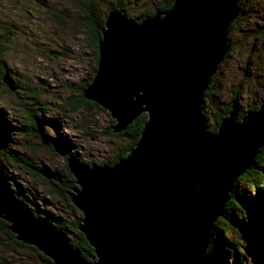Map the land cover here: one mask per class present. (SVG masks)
I'll use <instances>...</instances> for the list:
<instances>
[{"label": "water", "instance_id": "1", "mask_svg": "<svg viewBox=\"0 0 264 264\" xmlns=\"http://www.w3.org/2000/svg\"><path fill=\"white\" fill-rule=\"evenodd\" d=\"M237 9L236 0H173L140 20L109 9L83 95L107 110L111 131L140 111L146 117L138 139L111 164L57 148L75 177L68 194L93 253L84 257L63 230L27 210L0 170V217L15 238L52 264L204 263L211 222L232 179L264 141V100L236 120L233 102L212 133L200 113Z\"/></svg>", "mask_w": 264, "mask_h": 264}, {"label": "rangeland", "instance_id": "2", "mask_svg": "<svg viewBox=\"0 0 264 264\" xmlns=\"http://www.w3.org/2000/svg\"><path fill=\"white\" fill-rule=\"evenodd\" d=\"M123 1L128 8L126 16L140 20L144 18L139 17L142 11L154 9L159 0ZM76 3V0H0V37H4L0 38L3 48L0 58H3L12 78L17 74L22 79L19 86L16 85L20 91L17 87L16 91L10 90L0 83V110L9 121L7 127L0 122V127L7 131L2 146L19 150L21 157L28 158L34 166L42 165L43 169L57 170L60 174L65 155L51 150L50 136L54 143L78 154L81 161L91 159L95 163H102L103 159L111 156L124 140L123 134L111 131L110 115L103 106H82L81 110L74 112L65 107L63 100L69 92L78 91L82 82L86 86L95 73L90 35L86 27L77 22L80 11ZM236 4L237 14L226 27V50L210 73V86L202 92L200 113L210 133L215 132L211 129L221 120L216 121L218 113L226 110V116L233 102L236 120L248 110L258 109L264 100V0H236ZM97 7L99 15L106 2L99 1ZM63 11L67 16L58 19L59 15H64ZM28 82L38 89L37 100L23 92L21 86ZM29 105L37 107L36 114L41 118L45 132L41 138L21 127L19 114L23 115L24 107ZM83 126L86 129L81 131ZM263 157L259 155L258 159ZM5 158L6 155L0 152V160ZM3 168L8 186L22 191L27 201L37 204L46 214L51 212L55 217L69 221L79 213L54 191L55 186L46 182L47 179L35 176L29 169L17 168L9 161ZM248 169L252 167L248 165ZM58 173L55 172L56 175ZM236 183V188H244L247 197L253 198L250 183L242 179ZM256 185L259 189L263 187L264 179ZM235 212L234 217L251 228L257 239L263 238L264 247V224L258 225L243 217L238 209ZM220 222L224 223L222 219ZM63 231L74 240L71 229L64 228ZM225 232L231 236V245L243 254L238 256L239 264H255L250 247L249 251L241 247L240 234L227 226ZM29 244L15 243L0 229V264H46ZM255 255L264 261V248L256 250ZM232 261L233 258L229 257L228 264Z\"/></svg>", "mask_w": 264, "mask_h": 264}, {"label": "trees", "instance_id": "3", "mask_svg": "<svg viewBox=\"0 0 264 264\" xmlns=\"http://www.w3.org/2000/svg\"><path fill=\"white\" fill-rule=\"evenodd\" d=\"M99 1L106 2V7L102 11L101 14H97V5ZM173 0H159L156 3V6L154 9L151 10H144L142 11V16H139L140 18L146 17L148 15L153 14L156 10H165L169 8L172 4ZM76 7L78 9V12L80 11V17H78V24L83 25L87 29V34L90 35V43L92 44V52L94 54V63L93 68H96L97 65V41L101 36V26L104 25V20L106 17V14L108 13L109 9L111 7H121L124 14L128 13V8L125 6L124 1L122 0H76ZM64 15H59L58 19H62L65 16H67V13L63 11ZM137 19V18H136ZM138 20V19H137ZM3 39L4 37H0ZM6 38V37H5ZM0 39V40H1ZM1 51H3L2 48V42L0 41V54ZM8 67L5 65V62L3 58H0V83H3L8 89L14 90L16 87L19 89V82L22 81L20 77H18L17 74H14L15 77L12 78L9 73ZM95 72V71H94ZM12 73V72H11ZM5 75L10 78L12 87H9L6 82L3 80V76ZM212 80V76H210V80L208 82V85L206 88L203 89V92L207 90V88L210 86ZM18 85V86H16ZM85 86V82L79 84L78 91H71L67 95V97L64 98V103L66 104V108L70 111L74 112L75 110L78 111L81 110L80 107L84 106V108H89L92 106L100 107L98 103H96L93 100H90L86 98L83 95V87ZM23 88V92H25L29 97H32L34 99H38V89L34 87V84L32 82L23 83L21 86ZM16 91V90H14ZM78 92V93H76ZM204 95V94H203ZM201 111V108H200ZM37 107L33 105H29L28 107H24L23 115L19 118L21 123V127L24 126L26 129H28L30 132L35 134L36 136L39 135V137H43L45 135V132H43L42 124H41V118H39L36 114ZM226 110L223 112L218 113L217 122L225 116ZM240 116V115H239ZM146 117V113L144 111H140L137 113L127 124L124 128L115 131L114 134H123L124 140L121 141V143L117 146L114 153L111 156H108L107 158L103 159L101 162L106 164H111L115 160H117L118 157H121L125 154V151L128 147H130L137 139L140 133V130L143 125V121ZM85 118H83V121ZM113 119L110 117L109 126L112 125ZM0 122L4 124L6 127L8 126L9 121L3 116V112L0 110ZM82 125V123H81ZM43 125V127H45ZM78 127L80 126L77 125ZM81 131L82 129H86L85 126L80 127ZM217 124L211 129L212 131H216ZM49 136V135H47ZM7 137V131L0 127V152H3V154L6 155V158L4 160H0V170L2 171L3 165H5V162L9 161L13 163L17 168L22 169L25 168V170L29 169L31 173H33L35 176H39L41 178H45L46 182L50 183L52 186H55L54 191L63 199L70 202V206L72 209H78L71 201L70 196L68 194V191L72 190V187L76 186L75 177L73 173L69 170L65 156L64 158V165L61 167L62 173H58L57 170H49V169H43L42 165L40 166H34L31 164L30 160L28 158H23L20 155V151L13 148L11 150L10 148L7 149V147H3L2 143ZM49 147L53 152H58L57 148H62L65 150V153L69 154L72 153L77 156V158L80 160V157L78 154H76L74 151L67 150L64 145L56 144L55 141L52 139V137H49ZM259 155H264V141H262L258 147L255 149L252 162L249 164L253 170V172L250 173V170L248 169V165L245 166L240 173H238L233 179L230 184V188L227 190L226 197L223 200V203L221 205L219 213L216 215V217L211 222L210 227V233L209 237L206 242V246L204 248V263L203 264H228L229 257L233 258V261L231 264H239L240 257L239 255H243L241 252L237 251V247L231 245V236H228L225 232L226 226L231 227L234 229L235 232H238L237 235L240 234L241 237V247L243 249H246L249 251L251 256H255V264H264V261L259 260L255 252L258 251L260 248L263 247L262 240L263 238L257 239L253 235V230L251 228H248L247 225L242 224L239 218L234 217L235 211L240 210L243 213V217H247L250 220H253L258 225L264 224V186L259 189L256 185L257 183L261 182L262 179H264V157L262 159H258ZM17 160V161H16ZM88 163L94 162L91 159L85 160ZM5 171V170H4ZM29 172V173H30ZM55 172L58 173V175L55 174ZM5 173L9 176H11V173H8L5 171ZM60 174V175H59ZM5 175V174H4ZM6 176V175H5ZM242 179L245 181V183H250L252 186V189L254 191L253 198L249 199L247 197V193L244 188H236V182ZM6 180V179H5ZM7 181V180H6ZM10 187V186H9ZM13 194L20 199L22 204L35 216H41L47 218L54 226L57 228H60L63 230L64 228L71 229L73 232L74 240L69 239V243L74 246L84 257L89 258V256L93 253V249L90 246V244L87 242L84 234L81 232V230L77 227L78 219L81 215L80 211L76 215L75 218L71 220H66L64 218L55 217L51 212H48L46 214V211H42L38 208L37 204H33L26 200V198L23 196L22 191L18 190L17 188L10 187ZM262 191V194H261ZM34 202V201H33ZM36 203V202H34ZM223 220L224 223H221L220 220ZM9 221L3 217H0V229L8 236L10 237L15 243L24 244L20 239L15 238L14 233L12 230H10L7 225ZM31 248L34 249V252L36 255L40 258L41 261L45 262L46 264H52L51 259L49 256H47L45 253L40 251L35 245L29 244ZM250 247V248H249ZM249 248V249H248ZM252 249L254 250L252 252Z\"/></svg>", "mask_w": 264, "mask_h": 264}]
</instances>
